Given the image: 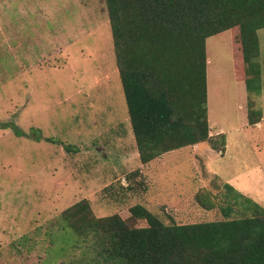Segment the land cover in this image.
<instances>
[{"label":"rangeland","instance_id":"obj_1","mask_svg":"<svg viewBox=\"0 0 264 264\" xmlns=\"http://www.w3.org/2000/svg\"><path fill=\"white\" fill-rule=\"evenodd\" d=\"M233 38L225 30L206 41L209 121L226 134L225 153L202 143L143 164L106 0H0V264H62L60 214L83 198L96 216L118 213L144 227L131 206L188 224L227 217L223 180L243 192L242 179L257 175L263 190L264 28L257 94L236 77ZM249 102L262 111L254 124ZM241 215L234 206L229 216Z\"/></svg>","mask_w":264,"mask_h":264},{"label":"trees","instance_id":"obj_2","mask_svg":"<svg viewBox=\"0 0 264 264\" xmlns=\"http://www.w3.org/2000/svg\"><path fill=\"white\" fill-rule=\"evenodd\" d=\"M106 5L141 162L202 143L225 151V134L212 135L209 123L206 41L233 30L236 61L235 44L241 52L236 77L250 93H260L256 58L264 0H106ZM252 103L248 119L254 124L262 111ZM14 130L26 135L17 126ZM224 186L232 198L222 208L227 217L188 224L165 223L144 204H135L132 216L148 225L132 227L118 213L96 216L83 198L60 214L66 244L61 250L69 248L62 264H264V207L229 183ZM126 188L131 190L130 181ZM234 206L241 216H229Z\"/></svg>","mask_w":264,"mask_h":264},{"label":"crops","instance_id":"obj_3","mask_svg":"<svg viewBox=\"0 0 264 264\" xmlns=\"http://www.w3.org/2000/svg\"><path fill=\"white\" fill-rule=\"evenodd\" d=\"M208 105V104H207ZM208 115H209V113H208ZM262 119V118H261ZM209 123H210V121H209ZM211 127V126H210ZM219 133H224L223 132V130L222 129H220V130H217L216 132H214L213 130H212V128H211V134L212 135H216V134H219ZM225 134V133H224ZM225 136H226V134H225ZM200 146V144H196V145H192V146H187V147H193V150H194V148L195 147H199ZM209 147H210V145H208ZM227 146H228V139L226 138V147H225V149L227 148ZM183 148H186V147H183ZM183 148H181V149H183ZM211 148V147H210ZM177 150H179V149H177ZM214 150V149H213ZM174 151V150H173ZM216 151V150H215ZM170 152H172V151H170ZM219 153H225V151H223V150H220V151H218ZM167 153H169V152H167ZM146 164H148V163H146ZM249 175V177H250V174H248ZM219 178H221V177H219ZM222 179V178H221ZM223 180V179H222ZM252 180V179H251ZM251 180H247V179H242V181L240 182V184H241V188L240 189H242V191L243 192H241L240 190H238L235 186H233L232 184H230V185H232L235 189H236V191H239L240 193H242L243 195H245V196H247V197H250L251 199H253L254 201H256V202H258L260 205H262L263 206V204H264V189L263 190H259L258 191V187H257V185H260V184H262V182H260V181H257V175H254V179L251 181ZM224 181V183H228V182H226L225 180H223ZM254 183L255 185L253 186L252 185V183ZM264 207V206H263Z\"/></svg>","mask_w":264,"mask_h":264}]
</instances>
